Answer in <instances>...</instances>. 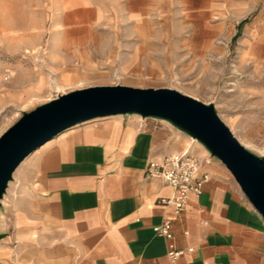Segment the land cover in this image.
Segmentation results:
<instances>
[{
	"label": "crops",
	"instance_id": "crops-1",
	"mask_svg": "<svg viewBox=\"0 0 264 264\" xmlns=\"http://www.w3.org/2000/svg\"><path fill=\"white\" fill-rule=\"evenodd\" d=\"M221 1L236 17L253 14L236 42L244 33L241 46L264 69V0ZM179 2L32 0L23 7L25 16L13 3L7 17L0 4V128L43 94L47 79L32 68L38 50L46 64L79 61L77 51H84L79 61L83 70L62 79L69 85L108 80V74L94 73L111 65L118 49L105 36L141 31L150 16H179ZM70 50L75 52L70 55ZM127 62L122 54L120 64ZM82 72L87 76L81 77ZM104 120L67 134L43 154L42 173L29 196L11 216L0 214V264H170L168 241L152 231L164 219H171L176 249H193L175 264H264L263 220L201 144L158 119ZM184 152L197 158L198 175L209 179L199 195H187L183 211L174 216L172 205L162 203L173 197L172 189L146 177L145 169L149 162Z\"/></svg>",
	"mask_w": 264,
	"mask_h": 264
},
{
	"label": "rangeland",
	"instance_id": "rangeland-1",
	"mask_svg": "<svg viewBox=\"0 0 264 264\" xmlns=\"http://www.w3.org/2000/svg\"><path fill=\"white\" fill-rule=\"evenodd\" d=\"M30 1L0 0L5 7L1 13L5 17L10 16L12 11L8 6L16 3L20 8L17 13L25 16L28 12L23 7ZM175 9L180 10L179 16L172 17L167 12L163 18L150 16L141 31L105 36L106 43L118 49L110 57L112 64L94 73L108 74V80L97 79L86 84L76 81L69 85L62 79L76 70H83L80 62L84 51H77L80 62L70 59L65 63L62 60V64H46L42 55L37 56L42 53V50H38L33 56L32 68L37 75L47 79L43 94L15 113L14 118L0 128V133L23 112H29L64 93L88 86L122 84L138 88H167L205 105H212L238 142L264 160V69L254 65L252 51L247 55L245 47L241 46L240 41L246 39L244 33L231 45L237 25L244 18L251 22L253 14L236 17L226 11L225 3L221 0H180ZM194 9L196 14H193ZM123 46L129 49L120 48ZM72 52L75 51L70 50V55ZM241 52L242 55L246 54L243 62L240 60ZM120 53L126 54L127 65L120 64ZM135 65L137 70L133 69ZM92 67L96 69L95 63ZM104 119L92 120L70 129L72 132L79 131L106 122ZM70 129L36 150L18 166L1 199L0 214L8 213L11 216L16 205L29 196L33 184L41 176L43 154L56 147L62 139L59 136L71 132Z\"/></svg>",
	"mask_w": 264,
	"mask_h": 264
},
{
	"label": "water",
	"instance_id": "water-1",
	"mask_svg": "<svg viewBox=\"0 0 264 264\" xmlns=\"http://www.w3.org/2000/svg\"><path fill=\"white\" fill-rule=\"evenodd\" d=\"M115 116L166 121L201 144L229 172L264 222V160L238 142L212 105L167 88L92 86L22 113L0 134V202L13 173L29 155L72 127Z\"/></svg>",
	"mask_w": 264,
	"mask_h": 264
},
{
	"label": "built area",
	"instance_id": "built-area-1",
	"mask_svg": "<svg viewBox=\"0 0 264 264\" xmlns=\"http://www.w3.org/2000/svg\"><path fill=\"white\" fill-rule=\"evenodd\" d=\"M193 140V139H192ZM194 141V140H193ZM199 162L197 158L187 152L175 153L164 157L161 162H149L145 169L148 178H158L173 191V197L162 201L165 205H172L174 216H178L184 209L187 195H199L208 176L198 175ZM155 236L168 241L166 256L170 264H175L185 254L193 252L176 249L171 234V219H164L159 225L152 228ZM186 234V232H184Z\"/></svg>",
	"mask_w": 264,
	"mask_h": 264
},
{
	"label": "trees",
	"instance_id": "trees-1",
	"mask_svg": "<svg viewBox=\"0 0 264 264\" xmlns=\"http://www.w3.org/2000/svg\"><path fill=\"white\" fill-rule=\"evenodd\" d=\"M247 22V19H244V20H242L238 25H237V27H236V34L232 37V39H231V45H234L235 44V42H236V40H237V38L239 37V32H240V30H241V28H242V26L245 24Z\"/></svg>",
	"mask_w": 264,
	"mask_h": 264
},
{
	"label": "bare ground",
	"instance_id": "bare-ground-1",
	"mask_svg": "<svg viewBox=\"0 0 264 264\" xmlns=\"http://www.w3.org/2000/svg\"><path fill=\"white\" fill-rule=\"evenodd\" d=\"M169 12H170V11H169ZM156 16H157V15H156ZM166 16H167V15H166ZM166 27H167V26H166ZM164 43H165V42H164ZM164 49H165V48H164ZM169 56H170V55H169ZM169 73H170V72H169ZM85 76H87V73H86V72H82V73H81V77H85ZM171 78H172V77H171ZM69 131L72 132L73 130L70 129ZM71 132H68V133H66V134H62L61 136H59V138H62V139H63L64 137H66L67 134H69V133H71ZM63 141H65V140H63ZM49 143H50V142H47L45 145H43V147L46 146V145H48ZM61 143H62V142H61ZM61 143H60V144H61ZM60 144H59V145H60Z\"/></svg>",
	"mask_w": 264,
	"mask_h": 264
}]
</instances>
